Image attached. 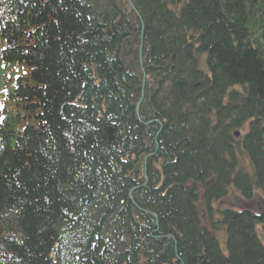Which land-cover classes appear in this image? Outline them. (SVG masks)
<instances>
[{
  "label": "trees",
  "instance_id": "obj_1",
  "mask_svg": "<svg viewBox=\"0 0 264 264\" xmlns=\"http://www.w3.org/2000/svg\"><path fill=\"white\" fill-rule=\"evenodd\" d=\"M131 3L0 0V264H264V0Z\"/></svg>",
  "mask_w": 264,
  "mask_h": 264
},
{
  "label": "water",
  "instance_id": "obj_2",
  "mask_svg": "<svg viewBox=\"0 0 264 264\" xmlns=\"http://www.w3.org/2000/svg\"><path fill=\"white\" fill-rule=\"evenodd\" d=\"M133 10L136 12V10L133 8ZM136 14H137V12H136ZM137 16H138V14H137ZM141 38H142V36H141ZM141 38H140V41H141ZM139 59H140V62H141V57H140V52H139ZM177 85H178V88H179V92L180 93H182V89H181V84L178 82L177 83ZM141 100V99H140ZM140 100L138 101V103H137V105H136V111H137V113H138V106H139V104H140ZM107 137H108V140L110 141L111 139H112V131H111V129H108V131H107ZM147 158V157H146ZM146 158L144 159V161H146ZM146 178H145V183H146ZM153 218L156 220V218H155V216L153 215ZM166 238H171V237H169V236H166ZM176 257V259L182 264V262L178 259V257L177 256H175ZM93 262L95 263V264H98L97 262H96V260L95 259H93Z\"/></svg>",
  "mask_w": 264,
  "mask_h": 264
},
{
  "label": "bare ground",
  "instance_id": "obj_3",
  "mask_svg": "<svg viewBox=\"0 0 264 264\" xmlns=\"http://www.w3.org/2000/svg\"><path fill=\"white\" fill-rule=\"evenodd\" d=\"M93 259H95L96 260V262L98 263V264H100V262L95 258V257H93L92 259H91V261H92V264H95L94 262H93ZM178 264H181V263H178ZM182 264H183V262H182Z\"/></svg>",
  "mask_w": 264,
  "mask_h": 264
},
{
  "label": "rangeland",
  "instance_id": "obj_4",
  "mask_svg": "<svg viewBox=\"0 0 264 264\" xmlns=\"http://www.w3.org/2000/svg\"><path fill=\"white\" fill-rule=\"evenodd\" d=\"M140 57H141V56H140ZM138 109H139V108H138ZM136 110H137V109H136ZM136 114H138L137 111H136ZM155 150H156V149H155ZM148 157H149V155H148ZM148 157H147V158H148ZM146 180H147V178H146ZM144 184H146V183H144ZM220 207H221V206H220ZM220 207H218V208H220ZM154 216H155V215H154ZM155 218H156V216H155Z\"/></svg>",
  "mask_w": 264,
  "mask_h": 264
}]
</instances>
